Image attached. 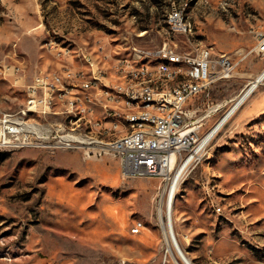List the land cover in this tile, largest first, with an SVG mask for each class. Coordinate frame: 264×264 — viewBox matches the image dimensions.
<instances>
[{"label": "rangeland", "instance_id": "374dc122", "mask_svg": "<svg viewBox=\"0 0 264 264\" xmlns=\"http://www.w3.org/2000/svg\"><path fill=\"white\" fill-rule=\"evenodd\" d=\"M175 6L185 7L192 32L171 31ZM263 25L264 0H0V137L6 117L17 128L59 121L22 113L36 74L58 69L52 45L87 75L93 61L114 85L122 82L118 59L145 63L142 51L166 41L182 49L202 41L235 64L191 103L197 118L223 105L204 118L203 135L264 69L253 51ZM239 109L176 193L175 229L194 264H264V107L242 121ZM8 138L0 141V264H176L158 226L159 178H124L110 154L85 158L82 150L22 145L21 133Z\"/></svg>", "mask_w": 264, "mask_h": 264}, {"label": "built area", "instance_id": "2783aa9c", "mask_svg": "<svg viewBox=\"0 0 264 264\" xmlns=\"http://www.w3.org/2000/svg\"><path fill=\"white\" fill-rule=\"evenodd\" d=\"M172 17L175 33L181 34V27H190L189 20H182L181 14ZM254 36L256 45L253 51L264 56V25L261 29L254 30ZM146 50L147 56L157 58L159 54H174L186 61L198 60L202 63V68H209L210 79L202 81L201 73H194L185 66L169 68L167 64L158 62V67H149L144 64V60H139L138 56H135L117 60L114 64L116 76L131 74L135 79L142 76L157 78V75L169 74V82L171 76H186V84L177 90H169V84L162 85L159 92H150L149 89L144 91L119 89L118 85L109 84L106 70L98 71L97 67L95 78H102V87H95L94 78L88 77L86 83L71 82V79L63 78L62 68H70L73 74L80 73L82 67L77 66L76 60L69 58L68 51L52 45V55L56 56L61 78H58V83H50V76H45L43 71H39L33 82L27 86L29 104L22 113L23 116H28L31 112H36L40 116L51 113L58 116L59 121L50 126L23 123V127L17 130V123L6 117L3 120L5 130L0 141L3 144L9 143L8 135L21 133L22 145L53 150H82L85 158L110 154L119 159L124 178H159L161 180L159 200L162 197L163 201L161 207H157L158 226H161L164 240L165 201L177 171L181 175V183L205 159L210 142L220 130L208 140H205L207 132L201 134L204 118L211 116L212 112L218 111L223 105L213 106L209 113L197 118L196 110L191 107V103L199 95L208 93L218 79L232 76L235 64L227 53L217 52L214 46L202 41H190L187 49L180 48L177 43L166 41L161 48ZM85 53L88 58H92L88 50ZM55 85H62V96L64 93H74V102L69 105V114L53 112L51 89ZM95 90H102V97H95ZM79 92L89 94V103H82V100H79ZM105 95L124 98L127 114H119L117 106L105 103ZM135 105H148V113H144L141 118H134ZM149 109H159V116L150 117ZM110 114L124 115L127 118V125L118 126L119 135L114 142H102V133L115 126L112 123H105V116ZM76 119H86L87 127L75 128ZM209 186L208 184L210 194L215 185L212 184L210 188ZM216 212L223 214V208L216 209ZM140 227L142 226L138 224L135 231L138 232Z\"/></svg>", "mask_w": 264, "mask_h": 264}, {"label": "bare ground", "instance_id": "6f19581e", "mask_svg": "<svg viewBox=\"0 0 264 264\" xmlns=\"http://www.w3.org/2000/svg\"><path fill=\"white\" fill-rule=\"evenodd\" d=\"M176 14H181L182 20H188L186 16L185 7L181 11V7H175L169 14V26L171 31L175 32L173 17ZM189 28L181 27V33L192 32V23L189 20ZM163 46V45H162ZM162 46L158 47L161 48ZM68 55L71 53L68 51ZM86 56V55H85ZM141 56L147 61L144 63L149 67H158V62L160 64H167L169 68H176L180 66H185L189 68L190 71L194 73H201L202 81H209L210 72L209 68H202V63L198 60H187L180 59L179 56L174 54H159L158 58L153 56H147V50L142 51ZM85 62L87 63V56L85 57ZM92 66V71L87 75L84 69L80 70V73H73L70 68H62V75L64 79H71V82L76 83H86L87 77L94 78L95 87H102V78H95V67L94 62L90 61ZM98 71H104L97 68ZM45 76H50V83H58V78H61V71L59 68L53 73L43 72ZM119 78L122 82H117L114 85H118L119 89L130 88L133 91H144L149 89L150 92L161 91L162 85L169 84V90H177L183 88L186 84V76H171V81L169 82V74H160L155 76H142L141 78H135L134 75L124 74ZM264 84V69L253 79L248 82L243 88L242 92L235 97L233 105L226 111V113L214 124V126L207 132L205 140H208L212 135H214L222 126L232 117V115L238 110V108L245 102L249 96L256 90L260 85ZM29 93V90H28ZM53 112L58 114H69V105L74 102V93H64L62 96V85H55L51 89ZM95 97H102V90H95ZM79 100L82 103H89V94L86 92H79ZM29 103V100H28ZM105 103L117 106V112L119 114H127V107L124 105V98H114V95H105ZM144 113H148V105H135L133 110L134 118H141ZM150 117H158L159 109H149ZM21 124V122H18ZM105 123H112V125L102 133V142H114L116 137L119 135L118 126L127 125V118L124 115L110 114V116H105ZM23 124V122H22ZM19 125V124H18ZM87 127L86 119H76L75 128ZM20 127L18 126V129ZM2 131V129H1ZM2 133V132H1ZM208 154V150H207ZM206 157V155H205ZM180 173L177 171L174 181L170 185L168 197L165 201L166 205V220H165V235L164 250L171 254L176 264H194L191 258L183 250L179 239L178 233L175 229V221H178L179 215L174 216V201L176 198V193L180 185ZM185 179V178H184ZM163 198L161 197L158 206L161 207ZM220 205L215 206V209H220ZM138 224V223H137ZM143 226L142 223H139ZM161 228V226H159ZM183 256V257H182Z\"/></svg>", "mask_w": 264, "mask_h": 264}, {"label": "crops", "instance_id": "0c3cea01", "mask_svg": "<svg viewBox=\"0 0 264 264\" xmlns=\"http://www.w3.org/2000/svg\"><path fill=\"white\" fill-rule=\"evenodd\" d=\"M247 100V102L245 101L246 103H243L244 105L239 107L241 110L238 108L240 110L237 115L238 121L256 114L264 107V90L249 97Z\"/></svg>", "mask_w": 264, "mask_h": 264}, {"label": "water", "instance_id": "95a60500", "mask_svg": "<svg viewBox=\"0 0 264 264\" xmlns=\"http://www.w3.org/2000/svg\"><path fill=\"white\" fill-rule=\"evenodd\" d=\"M183 257V256H182Z\"/></svg>", "mask_w": 264, "mask_h": 264}]
</instances>
